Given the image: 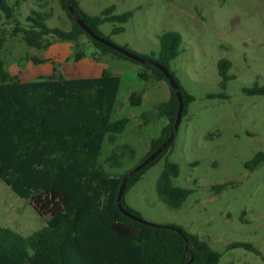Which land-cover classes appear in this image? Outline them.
I'll use <instances>...</instances> for the list:
<instances>
[{"label":"rangeland","instance_id":"374dc122","mask_svg":"<svg viewBox=\"0 0 264 264\" xmlns=\"http://www.w3.org/2000/svg\"><path fill=\"white\" fill-rule=\"evenodd\" d=\"M11 4L16 0H9ZM16 20L26 25L33 0H19ZM89 15H99L115 6V13L132 12L125 31L112 35L114 24L104 23L101 33L131 52L156 55L158 38L166 31L182 36V52L169 63L180 86L194 101L182 117L172 151L154 166L125 194V203L147 222L165 226L172 223L198 235L220 254L218 264H264V163L253 171L245 168L258 152H264V96L245 94L244 87L257 81L264 85V0H77ZM43 11L50 14V28H71L59 0H47ZM14 21L0 20V37L5 43L0 53L5 69L22 81H34L52 73L53 65L66 78H80L106 66L118 75L121 87L113 120L129 119L126 131L116 145H129L134 156L122 159L119 168L105 164L113 145L104 142L100 162L110 174H123L135 166L149 150V141L160 119L148 126L140 116L169 98L166 82L143 81L138 74L142 65L130 60L99 56L88 38L79 44L85 57L75 62L73 42L54 41L46 50L25 45L21 36L13 37ZM40 62L35 64L31 59ZM232 63L225 90L219 87L217 62ZM142 93L140 106H130L131 92ZM211 94L224 97L210 98ZM179 166L173 185L192 193L178 210L164 205L156 193V184L165 160ZM229 184L221 193L214 185ZM29 201L17 197L0 182V226L22 236H29L46 225ZM234 243H249L254 249L229 248Z\"/></svg>","mask_w":264,"mask_h":264},{"label":"trees","instance_id":"16d2710c","mask_svg":"<svg viewBox=\"0 0 264 264\" xmlns=\"http://www.w3.org/2000/svg\"><path fill=\"white\" fill-rule=\"evenodd\" d=\"M33 2L37 9H31L26 17V25H20L16 20V11L21 1L16 0L11 4L9 0H0V20L14 21L11 35H20L26 46L46 50L56 40L73 42V59L79 62L85 57L79 40L85 36L99 56L133 61L89 37L75 22L65 0H59V4L71 22L69 30L48 27L46 21L50 14L43 11L47 0ZM69 2L75 15L90 30L110 42L111 39L101 33L100 26L104 23L114 24L111 34L118 35L125 31L124 25L133 15L131 11L116 14L113 5L99 15H89L80 8L77 0ZM158 41L159 51L156 55L135 54L164 66L172 74L169 63L182 52V36L177 31H166ZM4 43L2 36L0 53ZM121 48L131 52L127 46ZM31 61L35 64L40 62L34 58ZM133 62L142 65L138 74L141 80L164 81L169 88L168 100L156 104L151 112L140 116L144 126L160 118H165L167 123L151 139L149 150L138 165L159 148L173 131L178 99L157 67ZM231 68L232 63L228 59L217 62L219 87L222 90L234 79L229 74ZM120 82V77L107 68L99 77L75 79L66 78L55 65L50 75L25 82L7 71L0 59V182L17 197L29 201L37 214L47 219L43 228L29 236L0 226V264L219 263L220 254L217 251L198 235L188 233L179 225L169 223L151 227L119 211L116 197L120 184L136 165L123 174H110L102 167L100 158L105 141L114 146L105 159V164L110 168H119L123 158L134 156V150L129 145H116L117 137L126 131L129 124L127 117L112 120ZM179 91L183 117L194 97L180 84ZM242 91L250 96H264V85L255 81L252 87H244ZM128 103L130 106H140L142 93L131 92ZM173 145L174 141L154 161L128 178L121 205L130 214L141 218L136 210L125 203V194L150 167L172 151ZM262 163L264 152H258L245 163V168L253 171ZM178 175V164L166 159L156 184L159 200L173 210L180 209L192 193L190 189L173 185L172 180ZM228 185H214L211 190L219 194ZM185 238L188 252L185 250ZM236 247L258 252L249 243L229 246Z\"/></svg>","mask_w":264,"mask_h":264},{"label":"water","instance_id":"95a60500","mask_svg":"<svg viewBox=\"0 0 264 264\" xmlns=\"http://www.w3.org/2000/svg\"><path fill=\"white\" fill-rule=\"evenodd\" d=\"M65 2L67 4V6H68L69 12L74 17V20L77 23V25L89 37H91L93 40H95L97 42H100V43H102L104 45H107L108 47L113 48L114 50L120 52L121 54L125 55L127 58H129V59H131L133 61H136V62L141 63V64L149 63V64L154 65L155 67H157L163 73V75L167 79V82H168L170 88L175 91V95H176V97L178 99V109H177V112H176V117H175V123H174L173 131L171 132V134L169 135V137L167 138V140L164 143H162V145L159 148H157L155 151H153L152 153H150L148 157H146L141 163H139L138 165H136L122 179V182L120 184V187H119V190H118V193H117V197H116L118 209H119V211L123 215H125L128 218H130V219H132L134 221H137L138 223H141L143 225H147V226H151V227H160V225H156V224L147 222L146 220H144V219H142L140 217H137L135 215L130 214L127 210H125L122 207V205H121V199H122V197L124 195V189H125L126 182H127L128 178L131 177L136 172L140 171L142 168H144L146 165H148L152 161H154L156 159V157L159 156L163 152V150H165L174 141L175 136H176L177 131H178V128H179V125H180V122H181V119H182V112H183V103L181 101V94H180V91H179V84L177 83V81L175 80V78L173 77V75L164 66H162V65H160V64H158L156 62H152V61L146 60V59L138 56L137 54L132 53V52H129V51H127V50H125V49H123V48L115 45L114 43L108 41L107 39L96 35L92 30H90V28H88L86 26V24L84 23V21L81 18H79L78 16L75 15V10L72 7V5L70 4L69 0H65ZM177 232L180 233L179 230H177ZM185 242H186V248H185V250H186V252H188L186 238H185ZM191 260H192V257H191L190 261Z\"/></svg>","mask_w":264,"mask_h":264},{"label":"crops","instance_id":"0c3cea01","mask_svg":"<svg viewBox=\"0 0 264 264\" xmlns=\"http://www.w3.org/2000/svg\"><path fill=\"white\" fill-rule=\"evenodd\" d=\"M79 4V3H78ZM106 68V66H100L99 68L96 69V71L93 73V74H88L84 77H80V78H95V77H99L103 71V69ZM108 69V68H107ZM50 75V74H49ZM48 76V75H47ZM76 79V78H75ZM26 82V81H25ZM120 87H121V82H120ZM120 87H119V90H120ZM118 94H119V91H118ZM118 97V96H117ZM116 105H117V98H116V101H115V104H114V110H113V113L115 112V109H116ZM112 120H113V114H112ZM167 123V120L165 118H160V122L158 123V126L156 128L153 129V131H149V134L151 135L150 137V141L153 137H155L159 131L161 130V128L163 126H165ZM149 141V142H150ZM150 145V143H149Z\"/></svg>","mask_w":264,"mask_h":264}]
</instances>
